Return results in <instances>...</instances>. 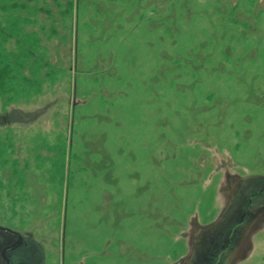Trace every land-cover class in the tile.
Masks as SVG:
<instances>
[{
  "label": "rangeland",
  "instance_id": "rangeland-1",
  "mask_svg": "<svg viewBox=\"0 0 264 264\" xmlns=\"http://www.w3.org/2000/svg\"><path fill=\"white\" fill-rule=\"evenodd\" d=\"M29 2L51 10L26 31L59 75L30 99L0 97V223L33 232L48 264H174L188 249L179 225L221 203L192 177L208 155L188 132L201 122L240 174L264 167V0ZM252 248L237 264H264V227Z\"/></svg>",
  "mask_w": 264,
  "mask_h": 264
},
{
  "label": "flooded vegetation",
  "instance_id": "flooded-vegetation-1",
  "mask_svg": "<svg viewBox=\"0 0 264 264\" xmlns=\"http://www.w3.org/2000/svg\"><path fill=\"white\" fill-rule=\"evenodd\" d=\"M257 103L264 105V103L261 104V97L258 98ZM4 108L7 111H3L2 122L11 124L15 111L11 112L7 106ZM225 108L227 109V107ZM215 110L218 113V122L213 125L216 131H220L222 124L226 121L223 117L225 111L218 106ZM227 111L230 114L228 109L226 114ZM19 113L18 116H20ZM193 113L196 117L197 112ZM250 114L248 112L246 115L248 124L251 123L250 120L253 116ZM233 118L235 119V117ZM235 123L237 124L235 120L231 123L234 125L235 134L244 137L253 136L250 127H248L249 129H240L239 121L237 125ZM188 133L192 138L185 145L190 144L191 147L197 148L200 155L206 153L208 155L205 159L206 164L202 165L199 161L197 162L199 165L192 169L194 172L192 177L202 175L203 179L207 180V184L214 183L218 188V200L220 198L221 203L217 208L216 216L211 221L201 224L197 215H194L185 228L181 224L179 225V228L182 229L181 237L185 240L188 249L187 252L179 256L178 260L174 261V264H221V259L237 240L235 238L237 231L246 226L253 228L254 225H257V230L264 227V167L259 170L248 165L243 167L245 171L240 174V170L237 171L240 164L225 149L224 155L219 152L218 141L214 137L206 138L210 136V132L203 128L201 122ZM179 134L183 133L179 132ZM71 149L73 150V145H71ZM75 156L77 157L76 152ZM23 170L25 172L27 168ZM14 173V180L23 188L25 185L23 176L21 175L20 179L16 170ZM253 236L254 233L248 237L247 241L245 240L247 243L251 242V249H253ZM237 242L245 243L242 236ZM42 244V241L37 239L30 230H18L0 223V264H48L46 251ZM195 249L200 250L199 254L193 256L191 260L189 259L191 262H186Z\"/></svg>",
  "mask_w": 264,
  "mask_h": 264
},
{
  "label": "trees",
  "instance_id": "trees-1",
  "mask_svg": "<svg viewBox=\"0 0 264 264\" xmlns=\"http://www.w3.org/2000/svg\"><path fill=\"white\" fill-rule=\"evenodd\" d=\"M73 6V1L66 2L63 14L72 13ZM0 12L5 14L0 19V97L6 104L40 94L47 81L55 85L59 71L46 56L39 34L26 31L39 14L51 10L29 0H0ZM11 39L15 45L9 50L6 43Z\"/></svg>",
  "mask_w": 264,
  "mask_h": 264
},
{
  "label": "water",
  "instance_id": "water-1",
  "mask_svg": "<svg viewBox=\"0 0 264 264\" xmlns=\"http://www.w3.org/2000/svg\"><path fill=\"white\" fill-rule=\"evenodd\" d=\"M259 225L261 226L260 222H259ZM257 227H258L257 225H254L253 228H249L246 226L245 228L236 232L235 238L237 240H239V238H241V236H242L245 243L237 242V240H236L234 245H232L230 247L227 254H225L224 258L221 259V261H222L221 264H237L239 260L243 259L246 255H248L252 251L251 242L247 243L246 241H247V239H249L248 237L250 235H252L257 230ZM260 228H262V227H260ZM199 251H200L199 249H195L192 256L190 255L189 256L190 258L188 257V260L186 259V262L190 261L193 256L198 255Z\"/></svg>",
  "mask_w": 264,
  "mask_h": 264
}]
</instances>
